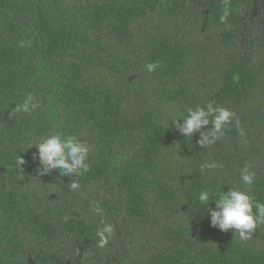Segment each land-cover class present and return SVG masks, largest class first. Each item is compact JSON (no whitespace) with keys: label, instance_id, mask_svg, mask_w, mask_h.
<instances>
[{"label":"trees","instance_id":"obj_1","mask_svg":"<svg viewBox=\"0 0 264 264\" xmlns=\"http://www.w3.org/2000/svg\"><path fill=\"white\" fill-rule=\"evenodd\" d=\"M224 7L0 0V264H264V225L241 241L210 227L215 203L198 201L235 185L264 203V0H228L221 23ZM30 93L39 107L10 115ZM208 103L235 112L246 135L233 123L202 148L199 133L180 135L171 121ZM53 133L90 146L88 173L37 171L29 146ZM213 161L223 167L201 171ZM94 206L114 226L103 249Z\"/></svg>","mask_w":264,"mask_h":264},{"label":"clouds","instance_id":"obj_2","mask_svg":"<svg viewBox=\"0 0 264 264\" xmlns=\"http://www.w3.org/2000/svg\"><path fill=\"white\" fill-rule=\"evenodd\" d=\"M229 15L228 0H225L223 14L219 18L220 22L226 23ZM30 43V41H22L20 46H30ZM158 67L159 64L156 62L145 65V69L149 73L156 71ZM38 107L35 95L30 93L22 103L15 105L10 115L26 114L30 116ZM186 112L187 114L182 118L171 122L175 125L176 131L186 139L192 140L194 134L199 133L196 143L201 148L216 144L224 137L225 132L233 123L241 137L246 135L236 113L224 106L208 103L204 106L188 108ZM209 125L210 127H207ZM32 146L37 149L33 154V160L37 162V171L40 174H49L53 170H59L62 177H80L90 171V146L75 136L53 133L40 137L29 147ZM16 163L20 167L26 161L19 156ZM222 167L223 165L216 161L206 162L201 165V171H213ZM251 169L252 165L246 164L240 171L242 184L249 187L256 181V173ZM69 187L71 190H77L80 185L78 181L72 180ZM198 201L200 206L209 205L210 201L215 203V208L207 207L206 209L210 227L222 232L232 230L233 235L238 236L241 241L251 239L257 227L264 225V203L255 200L247 188L232 185L228 191L222 190L218 195H215L210 189H204L199 192ZM93 211L101 217L95 233L96 247L103 249L109 244L114 226L103 219L104 212L101 207L94 206Z\"/></svg>","mask_w":264,"mask_h":264},{"label":"rangeland","instance_id":"obj_3","mask_svg":"<svg viewBox=\"0 0 264 264\" xmlns=\"http://www.w3.org/2000/svg\"><path fill=\"white\" fill-rule=\"evenodd\" d=\"M262 0H260V2H261ZM254 13V12H253Z\"/></svg>","mask_w":264,"mask_h":264}]
</instances>
